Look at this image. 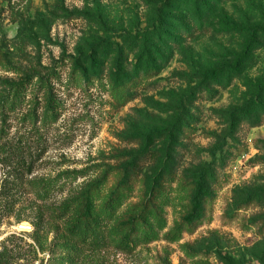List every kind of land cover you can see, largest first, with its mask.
Segmentation results:
<instances>
[{
    "label": "rangeland",
    "instance_id": "obj_1",
    "mask_svg": "<svg viewBox=\"0 0 264 264\" xmlns=\"http://www.w3.org/2000/svg\"><path fill=\"white\" fill-rule=\"evenodd\" d=\"M14 177L0 264H264V0H0V185ZM93 182L97 247L64 208Z\"/></svg>",
    "mask_w": 264,
    "mask_h": 264
},
{
    "label": "trees",
    "instance_id": "obj_2",
    "mask_svg": "<svg viewBox=\"0 0 264 264\" xmlns=\"http://www.w3.org/2000/svg\"><path fill=\"white\" fill-rule=\"evenodd\" d=\"M24 85L23 82H20L17 84L16 91L14 94L13 99H11V102H7V99L3 100L4 105L9 104L11 108H14L18 103V96L21 91V86ZM18 90V91H17ZM15 96H17L15 98ZM52 99H49L50 104L52 103ZM49 107V106H48ZM43 121L47 120L48 117L46 114H43ZM34 119L39 118V116L36 114L33 116ZM3 161L7 159V156L2 157ZM21 167L23 169L28 168L27 160L26 158L20 159ZM23 177H14L13 179H4L3 183L0 185V201H4L7 203V206L10 205V203L13 201L14 198V192L17 191L21 185H23L24 178ZM206 176L203 175L199 179V181L196 184V193L193 199V205H192V213L197 209V207L203 202L206 201V198L209 197V194H206L204 192V186ZM93 185H96V183H90L86 190L82 191L78 196L74 198L72 201H68L64 203L65 208V214L68 218L66 220V224L69 225V231L73 234H76L80 240L86 242L88 239L92 244L95 245V247L103 245L104 242H101V236L104 232L102 230V220L95 214V204H94V197L92 195L91 187ZM71 204H75V207L70 215H68L69 208ZM181 229L175 228L170 234H167L166 238L171 240L172 242L178 241L181 237ZM156 233L153 231L150 232H141V235L137 233H133L131 236L130 233L125 234L122 239L119 241L118 245L121 250L126 251L128 253L133 252V248L140 244L149 243L150 241L156 239Z\"/></svg>",
    "mask_w": 264,
    "mask_h": 264
},
{
    "label": "bare ground",
    "instance_id": "obj_3",
    "mask_svg": "<svg viewBox=\"0 0 264 264\" xmlns=\"http://www.w3.org/2000/svg\"><path fill=\"white\" fill-rule=\"evenodd\" d=\"M19 228H21V229H31V226H29V225H22Z\"/></svg>",
    "mask_w": 264,
    "mask_h": 264
},
{
    "label": "water",
    "instance_id": "obj_4",
    "mask_svg": "<svg viewBox=\"0 0 264 264\" xmlns=\"http://www.w3.org/2000/svg\"><path fill=\"white\" fill-rule=\"evenodd\" d=\"M22 226V224L21 225H19V227H21Z\"/></svg>",
    "mask_w": 264,
    "mask_h": 264
}]
</instances>
